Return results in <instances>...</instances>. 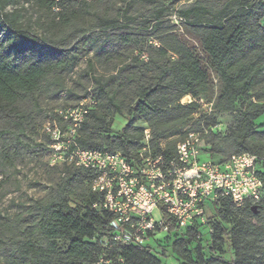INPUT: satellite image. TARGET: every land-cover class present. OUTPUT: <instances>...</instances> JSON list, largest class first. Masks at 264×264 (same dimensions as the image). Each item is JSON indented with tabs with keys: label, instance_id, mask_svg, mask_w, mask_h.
Wrapping results in <instances>:
<instances>
[{
	"label": "trees",
	"instance_id": "trees-1",
	"mask_svg": "<svg viewBox=\"0 0 264 264\" xmlns=\"http://www.w3.org/2000/svg\"><path fill=\"white\" fill-rule=\"evenodd\" d=\"M24 5L47 14L35 23L41 33L33 31V24L25 19ZM108 8L107 0H0L1 156L13 165L21 155L27 130L41 114L38 96L49 89L50 80L72 72L98 42L113 50L112 58L125 62L129 53H136L131 63L100 86L102 113H94L99 100L91 91L78 101L76 105L86 99L95 104L76 142L82 149L119 152L136 160L144 138V129L137 125L145 123L154 153L167 159L174 157L177 144L189 132L202 135L201 150L210 158L217 154L226 157L225 161L245 153L256 155L262 197L247 199L241 206L228 198L210 204L217 216L233 217L232 223L221 219L205 241L206 247H197L195 259L190 258L187 246L207 223L182 230L163 208L160 211L168 233L182 236L173 244V253L182 264H264V133L257 132L256 124L264 115V0H229L219 9L195 5L179 13L221 83L216 109L231 113L237 100L251 93L256 102L239 113L225 136L212 132L216 118L205 115L197 130L188 129L167 143L170 135L198 113L200 97L210 88V76L196 53L179 38L176 27L164 19V10L152 21L131 27L125 23L129 20L126 13L119 11L112 17ZM185 97L192 101L182 104ZM123 114L126 125L117 136H80L90 117L104 125L105 118L111 123ZM49 120L63 123L57 111L45 122ZM44 125L50 159L52 141ZM201 128L208 130L206 134ZM52 167L64 169L61 181L32 203L26 218L0 223V264H105L101 259L109 264H161L149 249L153 239L143 246L105 250L102 239L110 232L113 215L94 207L103 200L92 190L95 175L66 165ZM81 174L89 184L79 195L85 206L73 207L70 196ZM224 249L233 252L228 262L216 255Z\"/></svg>",
	"mask_w": 264,
	"mask_h": 264
},
{
	"label": "built area",
	"instance_id": "built-area-1",
	"mask_svg": "<svg viewBox=\"0 0 264 264\" xmlns=\"http://www.w3.org/2000/svg\"><path fill=\"white\" fill-rule=\"evenodd\" d=\"M94 104L86 99L75 107L57 111L63 123L49 120L43 130L52 141V166L66 165L95 175L92 190L103 200L94 207L113 215L110 232L102 239L105 250L143 246L158 231L168 232L160 208L184 230L206 224L210 204L221 198L241 206L247 199L259 201L262 197L259 158L251 153L218 162L209 156L204 158L200 133L185 135L169 159L153 152L150 130L145 132L136 160L119 152L82 149L76 137ZM157 211L160 219L154 216ZM100 263L109 264L103 259Z\"/></svg>",
	"mask_w": 264,
	"mask_h": 264
},
{
	"label": "rangeland",
	"instance_id": "rangeland-1",
	"mask_svg": "<svg viewBox=\"0 0 264 264\" xmlns=\"http://www.w3.org/2000/svg\"><path fill=\"white\" fill-rule=\"evenodd\" d=\"M107 1L109 3L110 15L116 17L119 11H121V14L126 13L129 20L125 23L131 27H136L145 20L152 21L154 15L159 10H164V19L176 27V33L179 38L196 53L203 69L210 76V88L207 93L200 97L199 101L202 103V106L198 113L191 117L185 127L176 130L170 135L166 139V143L176 141L188 129L197 130L198 121L205 115H213L216 118L217 126L212 129V132L225 136L228 130L234 125V120L239 113L251 103L256 102L255 94L251 93L246 98L238 99L235 110L231 113L219 112L216 109V101L222 90L221 83L216 73L212 70L199 40L191 33L188 26L179 17L181 11L195 5L219 9L229 0ZM24 8L26 9L24 14L25 19L31 21L33 31L40 32L39 27L35 23L37 19H42L47 14L32 8L31 5H24ZM11 10L12 8L9 9V11ZM113 53L111 48L101 47V42H98L94 51L82 59L72 72L64 73L50 80L49 89L38 96L41 114H39L36 124L27 130L22 140L24 145L21 147V155L11 165L0 154V223L5 224L19 218H26L32 203L36 200L43 199L49 189L57 185L65 175L63 168L51 166V161L48 156V140L43 135L42 127L48 116L60 109L76 105L88 91L97 95L99 100L98 106L93 110L94 113L99 114L103 112V106L99 98L100 86L106 83L110 77L120 72L125 65L131 63L132 58L137 55L136 53H129L128 57L130 58L125 62L122 58H112ZM191 101V97H185L182 100V104H189ZM126 121L125 114L116 116L111 123L109 118H105L104 125H100L98 121L90 117L87 121L88 126L82 129L80 136L83 138H87L91 134L99 136L110 134L111 136H117L126 125ZM256 124L258 126L257 132L264 133V115L256 121ZM137 126L144 129V138L141 142L143 146L145 132L150 129L145 123H138ZM200 130L205 134L208 131L202 128ZM206 149L208 148L206 147ZM204 151L203 157L207 158L206 150ZM225 158L217 154L211 157L216 162L224 160ZM80 177L81 179L76 183L75 194L70 196V202L73 207L85 206V202L79 198V195L89 189L88 180L84 179L82 174ZM154 216L156 219H160V212L157 211ZM224 218L227 219L229 224L232 223L233 217L225 216L224 214L219 217L217 216L215 208L211 207L208 209L207 224L198 229L196 237L187 246V251L191 259L196 258V249L200 244H202L203 248L206 247L205 241L210 239L212 230ZM0 235H2L1 227ZM181 238L182 236L178 234H169L163 230L158 231L154 235L153 241L149 244V249L153 255L160 259L161 264H182L183 261L173 253V244ZM61 246L65 247L64 244H61ZM204 250L207 251V248ZM216 255L228 262L232 259L233 252L224 249L220 254L216 252Z\"/></svg>",
	"mask_w": 264,
	"mask_h": 264
}]
</instances>
